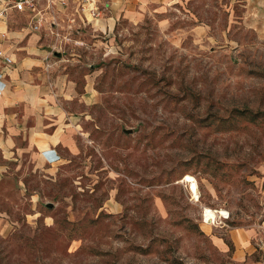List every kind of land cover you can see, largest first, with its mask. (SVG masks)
<instances>
[{
    "label": "rangeland",
    "instance_id": "obj_1",
    "mask_svg": "<svg viewBox=\"0 0 264 264\" xmlns=\"http://www.w3.org/2000/svg\"><path fill=\"white\" fill-rule=\"evenodd\" d=\"M184 11L196 20L172 10L106 31H42L41 48L76 83L77 147L50 168L28 153L4 171L0 264L259 258L232 260L227 231L264 219V0ZM10 18L29 32L27 18Z\"/></svg>",
    "mask_w": 264,
    "mask_h": 264
},
{
    "label": "crops",
    "instance_id": "obj_2",
    "mask_svg": "<svg viewBox=\"0 0 264 264\" xmlns=\"http://www.w3.org/2000/svg\"><path fill=\"white\" fill-rule=\"evenodd\" d=\"M191 1L112 0L106 17L90 24L106 31L113 29L117 18H143L147 13L155 18H168L172 10L180 11V18L196 20L193 13L184 11ZM13 14L25 17L16 11L6 18L0 17V31H8L10 35L0 47L14 58L11 64L0 59V182L11 162L28 153L46 167L59 165L64 153L77 147L75 132L82 114L72 109L78 94L76 83L58 69L59 60L53 61L41 48L42 32L24 34V26L13 30L10 25ZM26 38L27 45L16 47L15 43ZM227 234L233 246L232 260L244 261L257 251L259 258L251 264H264V219L256 228L231 229ZM216 244L228 250L218 238Z\"/></svg>",
    "mask_w": 264,
    "mask_h": 264
},
{
    "label": "built area",
    "instance_id": "obj_3",
    "mask_svg": "<svg viewBox=\"0 0 264 264\" xmlns=\"http://www.w3.org/2000/svg\"><path fill=\"white\" fill-rule=\"evenodd\" d=\"M112 0H0V17L12 12L22 13L29 22V31H50L60 36L59 30L76 28L77 23L87 25L105 18ZM67 24V25H63ZM8 31H0V43L9 39ZM0 59L5 64L14 63L11 53L0 47ZM203 216V215H202ZM227 217L223 219H227ZM203 223L205 218L203 216Z\"/></svg>",
    "mask_w": 264,
    "mask_h": 264
},
{
    "label": "water",
    "instance_id": "obj_4",
    "mask_svg": "<svg viewBox=\"0 0 264 264\" xmlns=\"http://www.w3.org/2000/svg\"><path fill=\"white\" fill-rule=\"evenodd\" d=\"M50 51H53V48L52 47H49L48 48ZM53 53L57 56H62V53L61 52H58V51H53ZM131 129H127V132H130Z\"/></svg>",
    "mask_w": 264,
    "mask_h": 264
},
{
    "label": "bare ground",
    "instance_id": "obj_5",
    "mask_svg": "<svg viewBox=\"0 0 264 264\" xmlns=\"http://www.w3.org/2000/svg\"><path fill=\"white\" fill-rule=\"evenodd\" d=\"M214 219V214L212 212L208 213L207 214V220L210 221V220H213Z\"/></svg>",
    "mask_w": 264,
    "mask_h": 264
}]
</instances>
